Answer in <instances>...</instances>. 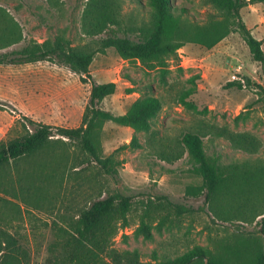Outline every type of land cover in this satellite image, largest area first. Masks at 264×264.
<instances>
[{
  "label": "rangeland",
  "instance_id": "rangeland-1",
  "mask_svg": "<svg viewBox=\"0 0 264 264\" xmlns=\"http://www.w3.org/2000/svg\"><path fill=\"white\" fill-rule=\"evenodd\" d=\"M93 1L0 0V54L30 41L52 39L60 31L74 47L94 48L92 39L97 37L87 36L83 26L89 23ZM107 1L117 21L108 30L119 29L118 35L136 40L139 29L149 26L147 0ZM171 4L177 13L186 10L182 16L190 29L222 20L210 0ZM239 13L264 52V2H248ZM10 19L21 33L18 44L10 45ZM89 75L82 82L79 75L47 61L0 64V101L5 104L0 108V144L30 131L22 117L58 127L80 126L92 83L115 84L114 94L99 107L116 116L139 98L154 94L161 101L147 131L135 132L113 122H103L97 129L98 152L104 158L113 155L116 176L102 173L69 143L51 144L2 167L0 255L17 251L22 264H62L59 258L72 221L91 201L114 192L130 197L132 206L129 226L119 231L113 246L140 252L142 261L153 251L175 257L195 246L214 249L217 241L233 243L260 234L264 214L256 212L246 221L220 220L203 197L187 194L189 188L200 186L201 179L180 142L186 132L198 134L205 154L222 168L264 167V73L238 33L230 32L210 48L196 41L186 43L160 68L124 60L109 48L94 55ZM245 79L262 90L224 88ZM187 89L194 92L187 99L193 109L177 102ZM134 138L137 144H132ZM240 140L243 147L237 144ZM162 196L188 212L159 228L158 220L152 221L150 237L145 238L135 231L140 215L146 205H158Z\"/></svg>",
  "mask_w": 264,
  "mask_h": 264
},
{
  "label": "trees",
  "instance_id": "trees-1",
  "mask_svg": "<svg viewBox=\"0 0 264 264\" xmlns=\"http://www.w3.org/2000/svg\"><path fill=\"white\" fill-rule=\"evenodd\" d=\"M248 2L264 0H210L211 5L221 12L220 23L209 27L190 29L184 22L185 9L177 13L171 0H147L150 11V24L139 29L136 40L126 35H118V30H108V25L117 21L112 5L107 0L93 1L88 8L89 23L84 26L85 34L97 37L93 40L94 48L84 50L74 47L64 31L58 32L52 39L41 43L30 41L19 49L0 54V64H30L47 61L67 68L80 76L82 82L89 78V67L96 53H103L112 48L124 60L139 61L150 68L164 67L170 57L186 43L196 41L205 47H212L230 32L239 34L253 61L257 62L264 73V52L261 42L246 27L240 16V9ZM2 16V15H1ZM3 17V16H2ZM91 17V18H90ZM5 18V17H3ZM13 24L10 34V45L18 44L21 33L18 25ZM85 24V21H84ZM117 30V31H116ZM254 86L262 90L259 84L248 79L245 82L232 81L225 89ZM114 83H92L88 102L82 117L81 125L76 128H65L35 122L22 117L30 131L20 137L0 144V169L22 157L50 146L51 144L69 143L71 147L83 153L90 163L97 165L102 173L116 176L118 162L113 155L101 157L96 143L95 133L103 122H113L128 127L135 132L147 131L150 120L161 109V101L154 95H148L132 102L122 115H113L99 107L106 97L114 94ZM187 89L177 96V102L188 109L193 104L187 99L193 94ZM0 108L5 104L0 101ZM243 141L237 144L243 147ZM181 144L186 148L193 163V172L201 179L198 187L187 190L191 196H201L204 204L220 220L246 221L253 219L257 213L264 214V167L222 168L215 159L205 154L201 137L186 132L182 135ZM137 144L135 138L132 144ZM180 154L173 157L178 159ZM224 200V204H222ZM131 199L118 192L108 193L105 197L90 202L81 210L70 224V234L62 247L60 260L62 264H264V218L259 235H249L242 240L226 243L217 241V248L195 246L184 253L169 257L153 251L147 261L136 250H119L113 246L119 231L129 226ZM188 212L184 206L170 200L167 196L158 199V205H146L140 215L136 232L149 238L151 222L158 220L157 228L165 223H173ZM7 244V243H6ZM3 249L0 248V253ZM0 264H22L20 253L4 251L0 255Z\"/></svg>",
  "mask_w": 264,
  "mask_h": 264
}]
</instances>
